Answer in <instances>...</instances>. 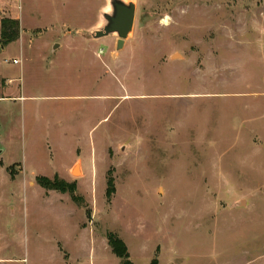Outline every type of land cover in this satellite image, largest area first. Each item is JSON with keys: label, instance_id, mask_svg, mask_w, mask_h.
I'll return each mask as SVG.
<instances>
[{"label": "rangeland", "instance_id": "374dc122", "mask_svg": "<svg viewBox=\"0 0 264 264\" xmlns=\"http://www.w3.org/2000/svg\"><path fill=\"white\" fill-rule=\"evenodd\" d=\"M126 1L0 0V264H264V0Z\"/></svg>", "mask_w": 264, "mask_h": 264}, {"label": "water", "instance_id": "95a60500", "mask_svg": "<svg viewBox=\"0 0 264 264\" xmlns=\"http://www.w3.org/2000/svg\"><path fill=\"white\" fill-rule=\"evenodd\" d=\"M111 10L103 14L105 25L96 30L94 36L104 37L117 33V48H120L133 30L136 16V3L126 0H110Z\"/></svg>", "mask_w": 264, "mask_h": 264}, {"label": "trees", "instance_id": "16d2710c", "mask_svg": "<svg viewBox=\"0 0 264 264\" xmlns=\"http://www.w3.org/2000/svg\"><path fill=\"white\" fill-rule=\"evenodd\" d=\"M19 35V23L14 19H2L1 21V38L3 42H9L15 39ZM43 186L46 184L42 183ZM109 245L112 248L113 252L118 255L122 264H135L131 258L130 253L123 243V241L116 237L115 235L109 234ZM151 264H158L156 260H154Z\"/></svg>", "mask_w": 264, "mask_h": 264}, {"label": "bare ground", "instance_id": "6f19581e", "mask_svg": "<svg viewBox=\"0 0 264 264\" xmlns=\"http://www.w3.org/2000/svg\"><path fill=\"white\" fill-rule=\"evenodd\" d=\"M109 9V8H108ZM108 9L106 10V12H108ZM76 173V172H75Z\"/></svg>", "mask_w": 264, "mask_h": 264}]
</instances>
